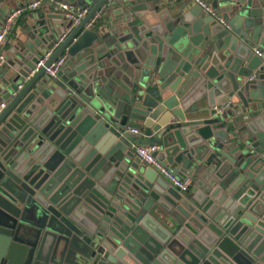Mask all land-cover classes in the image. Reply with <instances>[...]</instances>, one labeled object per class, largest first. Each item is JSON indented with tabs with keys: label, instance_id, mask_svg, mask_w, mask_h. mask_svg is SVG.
I'll list each match as a JSON object with an SVG mask.
<instances>
[{
	"label": "water",
	"instance_id": "obj_1",
	"mask_svg": "<svg viewBox=\"0 0 264 264\" xmlns=\"http://www.w3.org/2000/svg\"><path fill=\"white\" fill-rule=\"evenodd\" d=\"M65 1L0 67V264H264V0Z\"/></svg>",
	"mask_w": 264,
	"mask_h": 264
},
{
	"label": "built area",
	"instance_id": "obj_2",
	"mask_svg": "<svg viewBox=\"0 0 264 264\" xmlns=\"http://www.w3.org/2000/svg\"><path fill=\"white\" fill-rule=\"evenodd\" d=\"M198 3L205 11L209 13H214V8L211 3L206 0H194ZM53 3L61 9L68 17L72 18L74 22H78L80 18H82L89 10L88 6L81 7L76 9L74 4L65 1V0H29V2L23 7H16L9 10L5 16L3 17L0 24V67L5 61V43L8 41V36L12 31L13 24L15 20L21 15V13L25 10H34L40 7L42 4ZM94 19V18H93ZM87 26L90 25V23ZM222 21V19H220ZM64 37V34L59 38L58 42L61 41ZM57 43L54 45V47ZM48 50L44 55L38 59L35 63L34 67L31 70V73L37 72L41 67H44L45 74L49 76H56L58 70L61 68L64 63L65 55H59L53 61H51L48 65H46V61L52 53V50ZM253 50L255 54L262 56V51L258 47L254 46ZM264 61V58H263ZM5 104L4 101L0 103V108ZM131 131L134 133H138V130L135 128H131ZM159 148V145L154 142H150L145 145H139L135 148V153L140 157L141 161L147 165H152L162 171L165 175H167L172 183L179 189L185 190L191 183V179L189 176L183 177V179H178L172 176L168 170L161 164L158 157L154 154Z\"/></svg>",
	"mask_w": 264,
	"mask_h": 264
},
{
	"label": "crops",
	"instance_id": "obj_3",
	"mask_svg": "<svg viewBox=\"0 0 264 264\" xmlns=\"http://www.w3.org/2000/svg\"><path fill=\"white\" fill-rule=\"evenodd\" d=\"M28 2H29V0H8L7 3L4 4V7L6 9V12H8L9 10H11L13 8L22 7L20 5L21 3L26 5ZM39 9H40V7L36 8L34 10L36 11ZM34 10H25L21 13L20 17H18V20H17L15 26L13 27L12 31L10 32V34L8 36V41L5 44V52L9 51V49L13 46V44L18 41V38H19V36L22 35V32L25 31V29L28 27V25L33 22L32 17H31V11H34ZM98 20H100V21H98V23L102 24V25H105L109 22L107 16H105V17L100 16V17H98ZM61 55H64V53H62ZM197 103L199 104V106H202V102H200L199 100ZM172 120H173V118H172ZM148 143H150V142L146 141V143H144L143 145L148 144ZM184 177H186V176H184Z\"/></svg>",
	"mask_w": 264,
	"mask_h": 264
},
{
	"label": "rangeland",
	"instance_id": "obj_4",
	"mask_svg": "<svg viewBox=\"0 0 264 264\" xmlns=\"http://www.w3.org/2000/svg\"><path fill=\"white\" fill-rule=\"evenodd\" d=\"M20 17V16H19ZM18 18L15 20L14 24H13V27L15 26L16 22H17ZM13 29V28H12Z\"/></svg>",
	"mask_w": 264,
	"mask_h": 264
}]
</instances>
